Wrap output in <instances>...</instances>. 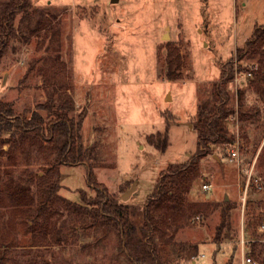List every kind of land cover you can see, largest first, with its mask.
Wrapping results in <instances>:
<instances>
[{"label": "rangeland", "instance_id": "374dc122", "mask_svg": "<svg viewBox=\"0 0 264 264\" xmlns=\"http://www.w3.org/2000/svg\"><path fill=\"white\" fill-rule=\"evenodd\" d=\"M7 1L0 0V9ZM22 19L20 14L22 31L1 63L0 99L28 113L47 101L52 77L75 101L85 160L60 166L54 175L60 176L61 200L37 215L40 189L32 175L45 176L44 154L31 146H0V195L6 187L23 186L33 197L17 199L15 206L0 199V258L7 252L8 264H133L114 231L89 228L91 219L64 203L82 204L83 190L95 194L88 183L92 166L96 182L120 203L145 206L168 166L197 152L193 119L211 84L224 81L232 66L248 65L236 53L264 26V0H30ZM239 91L245 93L244 108L261 114L241 121L235 99L238 114L229 118L235 142L216 145L202 159L188 196L189 202L208 204L209 211L189 223L179 220L171 226L172 237L159 238L166 264H243L246 255L258 261L252 252L264 249V233L256 229L264 219V180L258 178L264 171V104L249 81ZM228 92L237 94L233 81ZM168 126L169 145L162 151L148 136L165 134ZM235 144L240 169L227 151ZM208 183L209 192L202 188ZM227 203L218 245L216 230ZM243 239L251 242L243 245ZM176 243L199 244V256L178 257Z\"/></svg>", "mask_w": 264, "mask_h": 264}, {"label": "trees", "instance_id": "16d2710c", "mask_svg": "<svg viewBox=\"0 0 264 264\" xmlns=\"http://www.w3.org/2000/svg\"><path fill=\"white\" fill-rule=\"evenodd\" d=\"M29 4L30 0H9L1 5L0 67L11 42L22 31V25L17 23L18 16L21 14L23 19L28 16ZM236 57L239 62L246 59L248 65H239L237 70L241 74H252L249 78L250 85L264 104V26L256 27L252 37L246 41L245 47L237 50ZM176 60L180 62L179 57ZM234 74L235 69L232 66L231 74L221 83L211 84L212 90L209 97L198 106L193 119V127L197 130L199 137L195 155L187 162L168 166L142 209L120 203L106 186L96 182L92 166L89 167L88 183L89 189L95 194L89 195L88 191L83 190L81 191L82 204L71 201L64 203L73 212L90 218L89 228H102L106 233L114 231L122 250L133 264H166L158 249L159 238L167 237L169 234V237H172L171 226L177 227L179 220L189 223L195 215H203L202 212L209 211V206H206L208 204L189 202L188 196L200 176L202 159L214 153L213 148L216 145H232L235 142V134L231 132L229 126V118L235 112V99L240 104L241 121L253 120V117L261 114L259 108H244L245 93L243 91H239L240 94L238 92L237 97L228 92ZM51 78L47 80L49 83L47 101L28 113H18L10 102L0 99V146H31L44 154L45 176L41 177L38 173L32 175L33 180H38L40 189L37 215L61 200L60 176H55L60 166L74 165L85 160L79 124L73 116L76 109L75 101L67 93L59 91L57 83ZM172 78L169 73V79ZM168 129L169 126L165 134L157 133L148 136V142L166 151L169 145ZM260 159H262V153L257 163ZM258 178L264 180V171ZM2 196L12 199L11 204L14 206L18 202L17 199L33 198L28 195L23 186L6 187L0 199ZM229 208L228 203L222 208L221 222L215 236L218 245L222 242V232L226 226ZM187 209L192 211L188 216ZM175 251L178 257L189 260L195 259L200 253L199 244L176 243ZM252 255L258 260L257 264H264V249L256 248ZM10 256H7V252H3L0 264H8L7 262L11 260Z\"/></svg>", "mask_w": 264, "mask_h": 264}, {"label": "built area", "instance_id": "2783aa9c", "mask_svg": "<svg viewBox=\"0 0 264 264\" xmlns=\"http://www.w3.org/2000/svg\"><path fill=\"white\" fill-rule=\"evenodd\" d=\"M251 73H247V74H241L238 72V70L236 69L235 70V74H234V78H233V82H234V90L235 92L237 93L236 96H238V92L241 88H244L248 81H249V78L251 77ZM238 112L234 113L231 117H232V120H236V116H237ZM227 151L230 155V161H232L233 163H235L238 168L240 169L241 168V164H242V161H241V151H240V147L238 144H235L231 147H228L227 148ZM252 178V174L250 173L249 174V178L247 179L248 182H247V185L246 187H248L250 185V180ZM203 190L204 191H211L213 186L211 184H203L202 186ZM200 218L197 217V220H199ZM256 229L259 233H264V219H262L258 225L256 226ZM245 242H251L250 240H244L243 239V242L242 244L244 245ZM242 253L243 255H245V248L243 246L242 248ZM243 264H257V262L251 258L250 256L246 255V257L243 259Z\"/></svg>", "mask_w": 264, "mask_h": 264}, {"label": "water", "instance_id": "95a60500", "mask_svg": "<svg viewBox=\"0 0 264 264\" xmlns=\"http://www.w3.org/2000/svg\"><path fill=\"white\" fill-rule=\"evenodd\" d=\"M117 0H112V2H116ZM165 36H167V35H165ZM135 189V186L133 187V189H131V190H129V191H127V193L124 195V197H123V200L124 201H126L127 199H128V197L130 196V194L132 193V191ZM228 198H226V200H227Z\"/></svg>", "mask_w": 264, "mask_h": 264}]
</instances>
